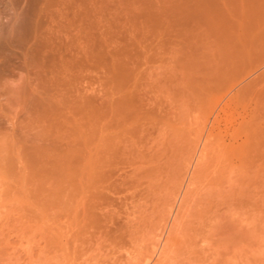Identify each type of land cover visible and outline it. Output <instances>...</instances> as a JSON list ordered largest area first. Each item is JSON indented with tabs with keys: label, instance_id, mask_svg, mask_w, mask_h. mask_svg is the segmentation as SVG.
<instances>
[{
	"label": "rangeland",
	"instance_id": "1",
	"mask_svg": "<svg viewBox=\"0 0 264 264\" xmlns=\"http://www.w3.org/2000/svg\"><path fill=\"white\" fill-rule=\"evenodd\" d=\"M240 6L241 0H0V264H62L60 243L65 236L66 241L72 237L75 215L63 151L74 136L72 125L86 123V106L104 95L114 71L136 76L139 93L151 89L148 94L160 96L161 101L166 89L161 80L174 81L165 80L167 88L172 86L166 89L169 94L174 90L171 95H180L181 90L183 95L185 87L189 91L191 84L199 82L208 101L205 98L199 108L186 105L191 117L223 105L229 94L227 85L195 74L189 79L188 74L193 64L216 62L221 67L243 63L242 74L248 72L254 62L246 50L240 51L243 46L234 43L235 48H228L220 33L199 23L203 13L214 11L226 23L234 24ZM255 73L249 77L257 76ZM262 80L260 86H264ZM166 97L168 94L165 102L156 98L157 102L155 97L152 102L165 105ZM240 101L234 117L254 102L249 96ZM83 103L85 110L80 108ZM123 194L115 196L114 204L104 203L99 206L102 211L96 210L103 225L122 220ZM179 202L173 204L168 222L158 229L160 237L156 235L151 252L154 261ZM252 203L249 209L257 211ZM250 210L244 214L237 211L231 232L224 227L230 225L229 218L224 219V225L221 219L209 220L214 234L210 238L216 243L206 248L199 242L203 254L191 264H245L248 259L249 264H264V246L254 235L258 230L252 228L259 229L260 215ZM243 227L252 229L253 236ZM71 241H67L68 247ZM122 249H108L103 257L106 262L100 264H114L119 253L126 255ZM178 260L180 263L174 264H189Z\"/></svg>",
	"mask_w": 264,
	"mask_h": 264
},
{
	"label": "bare ground",
	"instance_id": "2",
	"mask_svg": "<svg viewBox=\"0 0 264 264\" xmlns=\"http://www.w3.org/2000/svg\"><path fill=\"white\" fill-rule=\"evenodd\" d=\"M240 8L237 20L232 21L234 24L226 23L214 11L203 13L199 23L220 33L228 48L234 43L238 47L242 45L245 49L241 47L240 51L246 50V56H251L256 64L250 65L243 75L240 68L243 63L223 65L226 69L216 65L217 62L208 66L198 63L192 65L188 74L189 79L195 74L228 86L229 94L219 109L191 117L185 110L186 105L199 108L205 98L208 101V95L201 92L202 85L195 81L196 85L191 84L189 91L182 88L183 95L181 89L180 95H171L174 90L169 94L172 87L169 83L170 90H166L170 79L164 77L167 81L161 80V84L166 88L163 90L168 94L167 102L157 104L166 101L162 91L163 100L152 94L159 100L153 103L154 97L148 94L152 90L140 94L138 79L125 73L128 71L119 74L114 71L104 95L91 101L89 106L85 103L80 106L84 110L87 107L86 116L83 115L86 123L72 125L74 136L63 151L67 158V177L70 176L66 180L68 185L65 184L74 195L75 215L72 237L67 238H72L71 247L67 246L65 235L60 243L62 264H100L106 262L103 261L105 252L114 247L126 251L123 256L117 252L118 256L111 261L114 264H150V260L151 264H174L181 258L191 264L199 261L204 251L202 246L198 247L199 242L206 248L216 243L210 238L214 234L208 221L216 218L224 225V219L229 218L230 225L225 223L224 227L231 232L237 211L247 213L254 201L256 204L260 201L261 207L252 203L257 211H250L259 213V217H252H258L260 225L259 229L252 228L254 232L258 230L254 235L259 237V245L264 246V122L261 121L264 86L259 84L264 69L255 73L264 67V0H241ZM252 73L257 76L250 78ZM244 96L254 102L234 117L236 106L241 105L240 98ZM120 192L124 193L120 200L124 206L122 220L103 225L96 210L104 203L115 202ZM178 199V208L154 261L151 252L160 233L158 229L173 215V204ZM253 230L247 229L251 233ZM247 261L245 264H249L250 260Z\"/></svg>",
	"mask_w": 264,
	"mask_h": 264
}]
</instances>
